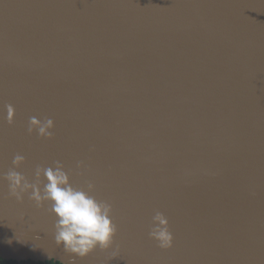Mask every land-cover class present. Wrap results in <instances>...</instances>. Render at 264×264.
<instances>
[{
	"label": "water",
	"instance_id": "water-1",
	"mask_svg": "<svg viewBox=\"0 0 264 264\" xmlns=\"http://www.w3.org/2000/svg\"><path fill=\"white\" fill-rule=\"evenodd\" d=\"M17 153L29 180L59 161L93 183L115 244L58 245L47 205L9 194ZM157 211L170 249L149 237ZM0 257L264 264V0H0Z\"/></svg>",
	"mask_w": 264,
	"mask_h": 264
},
{
	"label": "clouds",
	"instance_id": "clouds-1",
	"mask_svg": "<svg viewBox=\"0 0 264 264\" xmlns=\"http://www.w3.org/2000/svg\"><path fill=\"white\" fill-rule=\"evenodd\" d=\"M15 109L7 105V121H14ZM55 121L50 117L43 120L33 116L29 119L28 131L35 129L40 137L51 139L54 135ZM25 157L17 153L13 158L14 168H10L3 178L8 181L9 194L23 202L25 195L37 208H44L55 217L54 238L63 244L66 252L79 258L88 257L97 247L107 250L115 244L117 226L112 220V205L98 200L91 193L95 185L87 183V188L73 185L69 173L59 161L55 166H37L34 180L16 171ZM83 168V162L78 164ZM42 185V187H41ZM149 237L162 249L173 247L174 236L169 220L163 212L157 211L152 217ZM116 251L112 257H116Z\"/></svg>",
	"mask_w": 264,
	"mask_h": 264
},
{
	"label": "trees",
	"instance_id": "trees-1",
	"mask_svg": "<svg viewBox=\"0 0 264 264\" xmlns=\"http://www.w3.org/2000/svg\"><path fill=\"white\" fill-rule=\"evenodd\" d=\"M0 264H61L59 261H33V260H27V261H17V260H7L2 257H0Z\"/></svg>",
	"mask_w": 264,
	"mask_h": 264
}]
</instances>
